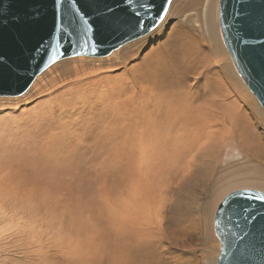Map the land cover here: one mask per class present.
Returning a JSON list of instances; mask_svg holds the SVG:
<instances>
[{
    "label": "rangeland",
    "instance_id": "1",
    "mask_svg": "<svg viewBox=\"0 0 264 264\" xmlns=\"http://www.w3.org/2000/svg\"><path fill=\"white\" fill-rule=\"evenodd\" d=\"M206 1L173 0L154 32L107 56L63 58L39 74L24 94L0 96V264H217L221 244L214 216L219 203L241 188L264 192V109L222 41L219 0L215 9L218 49L207 39L202 28ZM185 49L191 57H185ZM177 53L182 55L169 67L167 82L190 102L187 112L195 120L187 127L185 139L199 142L193 143L196 151L192 147L191 155L179 153L171 155L170 162L160 160L163 155H157L146 140L151 127L144 117L153 116L162 94L152 83H134L132 92L116 99L106 95L98 103H64L67 91H75L88 77H107L98 87L111 93L126 85L112 79L127 76L136 64ZM226 62L232 74L226 72ZM54 103L57 106L52 108ZM46 107L50 118L45 119L59 128L41 123L37 113ZM107 116L111 117L109 126L118 119L123 134H133L123 137L116 150L106 141L104 123L97 124ZM237 123L246 126L243 136ZM65 127L80 138L72 164L55 174L36 169L28 153L62 134ZM176 140L163 141L158 149L163 153L177 148L181 139ZM235 148L243 152L241 156L232 155ZM188 163H193L192 168ZM246 173H253L262 183L226 187L230 177L241 178Z\"/></svg>",
    "mask_w": 264,
    "mask_h": 264
},
{
    "label": "water",
    "instance_id": "2",
    "mask_svg": "<svg viewBox=\"0 0 264 264\" xmlns=\"http://www.w3.org/2000/svg\"><path fill=\"white\" fill-rule=\"evenodd\" d=\"M107 2L117 12L127 13V5L122 3V0H107ZM153 2L157 13L161 11L162 6L169 9L171 5L166 4L165 0H153ZM235 3L236 0H219V25L224 45L230 52L238 73L264 109V23H261L264 20V0H242L245 5L242 16L233 15ZM36 9H39L40 17L38 20H33L30 14ZM92 12L93 0H55V3L53 0H0V54L12 61L19 59V49L16 48L14 40L17 36L24 37L31 47L42 39L47 41L50 34L54 33L50 53L58 54L57 61L79 55L107 56L122 45L142 37L135 31H129L121 40L115 37L109 39L99 22H93ZM89 25L93 26V31L87 33L84 41H79V36L83 34L79 30L82 27L88 28ZM62 26L66 27V33L60 31ZM66 35H71L73 42L72 49L67 51L68 41L63 39ZM93 44L98 47L95 53L90 50ZM48 60V63L35 72L32 83L39 74L53 64L51 56ZM0 73L3 76L0 79V96L22 95L21 90L27 82L26 78L18 81L7 68L0 69ZM21 76H24L23 72ZM28 89L24 90L23 94ZM256 196H264V192L254 188L237 189L226 194L217 209L222 203L227 207L229 201H232V207L236 208L249 203L259 207L261 202L252 200ZM217 209L214 227L221 244L217 257V264H220L223 253L229 251L226 247V234L236 231V228L227 221L221 223L223 217H218ZM230 261L231 257H228L224 264H230Z\"/></svg>",
    "mask_w": 264,
    "mask_h": 264
},
{
    "label": "snow or ice",
    "instance_id": "3",
    "mask_svg": "<svg viewBox=\"0 0 264 264\" xmlns=\"http://www.w3.org/2000/svg\"><path fill=\"white\" fill-rule=\"evenodd\" d=\"M122 3L127 5V13L117 12L107 0H93L92 20L99 22L109 39L115 37L121 40L129 31H135L138 36H146L154 32L168 14V8L164 6L159 13L155 12L153 0H122ZM165 3L170 5L171 0H165ZM244 8L242 0H236L233 15L242 16ZM30 15L33 20H38L39 9ZM84 23L88 22L84 21ZM261 23H264V20ZM60 31L66 33L67 29L62 26ZM79 31L83 33L79 36V41H84L87 33L93 31V26L82 27ZM52 39H54V33L50 34L47 41L42 39L29 47L24 37L17 36L14 40L16 48L19 49V59L12 61L0 54V69L7 68L18 81L26 78L27 82L23 85L21 94L31 85L35 72L49 62V56H51V62L57 61L58 54L50 53L53 47ZM63 39L68 41L66 51L72 49V36L66 35ZM90 50L95 53L98 47L93 44ZM21 72L24 76H21ZM2 78L0 73V79ZM40 121L42 124L59 128L54 122L43 117ZM79 140L74 130L65 127L62 129V134L52 136L43 144L36 145L34 151L28 153L30 162L42 172L55 174L61 168H67L72 164L80 150ZM252 200L261 202V205L256 207L253 203H249L236 208L232 207L233 202L229 201L227 207L222 203L217 209L218 217H223L221 223L227 221L236 228V231L226 234V247L229 251L223 253L220 264H224L228 257H231L230 264H264V196H256Z\"/></svg>",
    "mask_w": 264,
    "mask_h": 264
},
{
    "label": "bare ground",
    "instance_id": "4",
    "mask_svg": "<svg viewBox=\"0 0 264 264\" xmlns=\"http://www.w3.org/2000/svg\"><path fill=\"white\" fill-rule=\"evenodd\" d=\"M205 4V3H204ZM216 5H217V0H207L206 1V4H205V6H204V9H203V17H202V28L203 29H205V32H207L206 34H207V36L209 37V38H207V39H210L211 40V43L214 45V46H216L217 48L216 49H218V46L216 45V39H218V35H217V32H216V19H215V9H216ZM218 6V5H217ZM219 27H220V25H219ZM220 33H221V30H220ZM199 35V34H198ZM221 36H222V33H221ZM199 38V37H198ZM200 39V38H199ZM187 41V40H186ZM222 41H223V37H222ZM223 43H224V41H223ZM205 45V44H204ZM192 45H189V48L191 49V48H195V47H191ZM188 48V49H189ZM186 50L185 52L183 51L182 53L185 55L186 53H191L189 50ZM199 50V49H198ZM220 50V49H219ZM192 51H193V49H192ZM182 53L179 55L178 53V55H159V56H157V57H155V58H153V59H145V60H143L142 62H140L139 64H136V66H134V67H132V68H130L129 70H128V74H127V76H125V77H123V78H114V79H112V82L113 83H115V84H117V83H122L123 85L124 84H126V85H124V87L123 86H121V85H119L116 89H114L111 93H109V92H105V91H101L100 90V88L98 87V83H100V82H103L102 80L103 79H105V80H107L108 78L107 77H101V76H92V77H88L89 78V80L88 81H86V82H83V83H81V82H79V84L78 85H76V90L74 91V90H72V89H69L68 91H67V96H69L67 99V101H65L64 103H67V102H69V101H72V102H74V103H77V104H88V103H92L93 101L95 102V103H98L99 102V99H103L102 97H105L106 95L108 96V97H114V99H116V97L118 96V95H124L126 92H128V91H131L132 90V85L134 84V83H136L137 85H138V83H145L144 85H148L149 86V84L150 85H154V87H156V89L157 90H159V91H162V92H160V93H162L161 95H160V100L158 101V105H156L155 107H157L158 106V108L156 109L155 107H154V109H156V111H154V113H152L153 114V116L152 115H150L149 114V116L147 117L146 115H145V117H144V119H146L148 122H149V124H150V127H151V130H150V133L148 134V136L147 137H145V138H147L146 140L147 141H149L150 143H151V145H152V147L155 149V152H156V154L158 155V154H160V155H163L162 157H160V160H161V158L162 159H164V160H169V162L171 161L169 158L171 157V155H177V154H179V153H183V154H188L189 153V155H191L190 153H192L194 150H195V148L193 147L194 145H193V141L191 142V141H188L187 139H185L186 138V134L188 133V131H187V129L189 128L188 126L189 125H191V124H194V120L195 119H193L189 114H188V112H187V107H189L190 106V102L188 101V100H186L185 99V97H183L181 94H179V93H177L176 92V90H173L172 88V86H171V84L170 83H168L167 82V79H168V73H169V71H171V69L170 70H168L169 69V67L171 68V66H172V62H173V60H176L178 57H180L181 55H182ZM125 54H126V52H125ZM172 54V53H171ZM189 55V54H188ZM188 55H185V57L186 56H188ZM190 56V55H189ZM183 57V56H182ZM185 57H183V58H185ZM191 57V56H190ZM195 57V56H194ZM98 58V57H97ZM128 58H130V57H128ZM182 58V59H183ZM198 58H199V56H198ZM122 59V58H121ZM179 59V58H178ZM186 59V58H185ZM181 60V59H180ZM179 60V61H180ZM184 60V59H183ZM186 61V60H185ZM184 61V62H185ZM194 61H195V59H194ZM188 62V61H187ZM196 62V61H195ZM197 63V62H196ZM220 63V62H219ZM227 63V62H226ZM234 64V63H233ZM178 65V64H177ZM224 65V64H223ZM195 66V65H194ZM235 66V65H234ZM184 67H186V65L184 66ZM86 68V67H85ZM224 68H225V70H226V72L227 73H230V74H232L233 72H232V69H231V66H230V64L229 63H227V64H225L224 65ZM81 70V68L80 69H78V72ZM87 70V69H86ZM230 72H229V71ZM177 72V71H176ZM173 77V76H172ZM179 79V78H178ZM111 82V83H112ZM152 83V84H151ZM178 83V82H177ZM175 84V83H174ZM179 84V83H178ZM101 85V84H100ZM102 86V85H101ZM116 86V85H115ZM126 86V87H125ZM224 86V85H223ZM80 87H82L81 89H80ZM138 87V86H137ZM141 87V86H140ZM180 87H181V85H180ZM183 87V86H182ZM146 88H149V87H146ZM134 89V88H133ZM135 89H136V87H135ZM145 89V88H144ZM151 89H152V87H151ZM155 89V88H154ZM174 89H176V88H174ZM180 89V88H179ZM99 90L101 91V92H99ZM141 90V89H140ZM133 91V90H132ZM131 91V92H132ZM134 91H136V90H134ZM144 91V90H143ZM146 91V90H145ZM152 92H153V90H151ZM178 91V90H177ZM207 91V90H206ZM205 91V92H206ZM210 91V90H209ZM228 91V90H227ZM139 92V91H138ZM101 93V94H100ZM135 93V92H134ZM143 93V92H142ZM155 93V92H154ZM158 93V92H157ZM135 94H137V93H135ZM200 94V93H199ZM230 94V93H229ZM126 95V94H125ZM150 95V94H149ZM154 95H156V94H154ZM226 95V94H225ZM116 96V97H115ZM135 97H136V95H135ZM143 97V96H142ZM255 97V96H254ZM118 98V97H117ZM155 98H158L159 99V97H155ZM111 99H113V98H111ZM140 99V98H139ZM142 99V98H141ZM196 99H198V98H196ZM105 100V99H104ZM144 100V99H143ZM152 100V99H151ZM194 100V99H193ZM222 100H224V99H222ZM111 100H109V102H110ZM115 101H117V100H115ZM106 102V100L103 102V103H105ZM193 103H194V101H192ZM196 102V101H195ZM215 102H217L216 100H215ZM111 103H113V102H111ZM225 103V102H224ZM227 103V102H226ZM102 104V103H101ZM115 104V107H117L116 106V103H114ZM119 104V103H118ZM141 104V103H140ZM229 104V103H228ZM231 104H232V102H231ZM98 105H100V104H98ZM111 105V104H110ZM121 105V104H120ZM145 105V104H144ZM155 105V104H154ZM212 105H214V104H212ZM226 105V104H225ZM55 106H57L55 103L54 104H52L51 105V107L52 108H54ZM103 106H105L104 104H103ZM141 106V105H140ZM208 106V105H207ZM220 106V105H219ZM222 106V105H221ZM63 107V106H62ZM112 107V106H111ZM119 107V106H118ZM149 107H152V106H149ZM191 107V106H190ZM215 107H216V105H215ZM214 107V108H215ZM107 108H109V107H107ZM135 108V107H134ZM217 108V107H216ZM222 108V107H221ZM119 109H120V107H119ZM130 109V108H129ZM151 109H153V108H151ZM219 109H220V107H219ZM226 109V108H225ZM227 109H228V107H227ZM107 110H109V109H107ZM112 110V109H111ZM115 110V109H114ZM117 111H118V109H116ZM122 110V109H121ZM120 110V112H122ZM135 110V109H134ZM140 110H141V107H140ZM218 110V109H217ZM104 111H106V109L104 110ZM133 111V110H132ZM210 111H211V109H210ZM229 111V110H228ZM49 112H50V109L48 108V107H46V108H44L43 109V111H41V112H38L37 113V116L38 117H43V118H50V114H49ZM119 112V111H118ZM149 112V111H148ZM153 112V111H152ZM108 113H109V111H108ZM123 113H125V112H123ZM137 113H142V111H137ZM106 114V113H105ZM130 114V113H129ZM132 114H133V112H132ZM227 114H229V116H230V113H227ZM110 115V114H109ZM108 115V116H109ZM107 116V118L105 119V118H102V119H100V120H98L97 122V124H100V123H104V128H105V133L104 134H106L107 135V139H106V141L109 143L110 142V146H112L113 148H115V150L116 149H119L121 146H119V145H121V139H123L124 140V138L123 137H125V138H129L130 136H133V134L132 133H124L123 134V131L118 127V125H117V121H118V119H116L117 121H115V124L111 127V126H109V121H111V120H109V118H111V117H108ZM112 116V115H111ZM116 116V115H115ZM114 116V117H115ZM129 116V115H128ZM141 118V117H140ZM229 118H231V116L229 117ZM112 119H114V118H112ZM124 119V118H123ZM129 119V118H128ZM197 119V118H196ZM126 120V119H125ZM130 120H131V118H130ZM129 120V121H130ZM228 120H231V119H228ZM108 121V122H107ZM219 121V120H218ZM223 121H224V119H223ZM120 122V121H119ZM124 122V121H123ZM141 122H142V120H141ZM213 122V121H212ZM96 123V122H95ZM111 123V122H110ZM135 123V122H134ZM123 124V123H122ZM121 124V125H122ZM198 124V123H197ZM232 124V123H231ZM238 125V127H240L241 128V130H242V136L246 133V126H245V124L243 123V124H240V123H237ZM139 125V124H138ZM147 126V125H146ZM194 126V125H193ZM212 126V125H211ZM210 125H209V127L210 128H213L214 127V125L211 127ZM132 127V126H131ZM188 127V128H187ZM190 129V128H189ZM197 129V128H196ZM126 130H127V128H126ZM125 130V131H126ZM131 130V129H130ZM192 130V129H191ZM97 131V130H96ZM95 131V132H96ZM190 131V130H189ZM194 132H195V128H194V130H193ZM99 132H101V129H100V127H98V132L97 133H99ZM194 132L192 133V137H193V134H194ZM90 133H92V132H90ZM190 133V132H189ZM208 133V132H207ZM206 133V134H207ZM209 133H211V135H212V133L213 132H209ZM132 134V135H131ZM206 134H204V135H206ZM144 135V134H143ZM176 136H178V137H180V145H178V146H176L177 148H171V149H169L167 152H161L159 149H158V146L160 145V143L161 142H163V141H168V142H170L171 143V141L172 140H176ZM207 136V135H206ZM210 136V135H209ZM213 136V135H212ZM247 136H248V134H247ZM204 137V136H203ZM208 137V136H207ZM236 137V136H235ZM237 137H238V135H237ZM240 137V136H239ZM238 137V138H239ZM245 137V136H244ZM131 138V137H130ZM197 138V137H196ZM208 138H211V136L210 137H208ZM208 138H206V140L208 139ZM213 138V137H212ZM237 138V139H238ZM192 139V138H191ZM214 139V138H213ZM236 139V138H235ZM236 139V141L238 142L239 140H237ZM241 139V138H240ZM245 139V138H244ZM179 140H176V141H179ZM202 140V139H201ZM205 140V139H204ZM212 140V139H211ZM230 140V139H229ZM231 141H232V138H231ZM197 142V144L199 143L198 142V140L196 141ZM195 142V143H196ZM202 142V141H201ZM215 142H216V140H215ZM240 142V141H239ZM176 143V142H175ZM174 143V144H175ZM188 143H190V144H188ZM194 143V144H195ZM236 143V142H235ZM243 143L245 144V145H247L248 146V148L250 149L252 146H251V143L249 144V143H246V141L245 140H243ZM148 144V143H147ZM167 144V143H166ZM177 144H179V143H177ZM201 144V143H200ZM210 144V143H209ZM212 144V143H211ZM172 145V144H171ZM193 145V146H192ZM218 145V144H217ZM220 145V144H219ZM224 145H225V143H224ZM230 145H231V143H230ZM239 145H240V143H239ZM249 145H250V147H249ZM173 146V145H172ZM213 146V148H214V145H211V147ZM233 146V144L231 145V147ZM150 147V146H149ZM191 147V148H190ZM194 148V150H193V148ZM215 147H216V145H215ZM221 147V146H220ZM223 147V146H222ZM221 147V148H222ZM239 147V146H238ZM240 147L242 148V146L240 145ZM190 149H192V152H189V150ZM218 149V147L216 148V149H214V150H217ZM249 149H247V150H249ZM200 150H202V148H200ZM204 150V149H203ZM207 150H208V148H207ZM207 150H206V152H207ZM213 150V151H214ZM219 150V149H218ZM196 151V150H195ZM194 151V152H195ZM209 151H211V150H209ZM220 151H221V149H220ZM241 151H243V150H241ZM218 151H216V153H217ZM248 152V151H247ZM253 152H256L257 153V150H255L254 151V149H253ZM100 153V152H99ZM199 153V152H198ZM208 153V152H207ZM215 153V154H216ZM243 153V152H242ZM242 153L240 152V151H238L236 148H235V151H234V153L232 154V155H234V156H241L242 155ZM255 153V154H256ZM180 154V155H181ZM209 154V153H208ZM212 154V153H211ZM214 154V153H213ZM212 154V155H213ZM218 154V153H217ZM249 152H248V154H247V156H249ZM194 155V154H193ZM210 155V154H209ZM151 156V155H150ZM179 156V155H178ZM255 156V155H254ZM159 157V156H158ZM176 157V156H175ZM195 157V156H194ZM243 157V156H242ZM181 158V157H180ZM185 158H187L186 156H185ZM189 158V157H188ZM245 158V157H244ZM253 158V157H252ZM255 158V157H254ZM157 159V158H156ZM172 160H173V158H171ZM179 159V158H178ZM177 160V159H176ZM180 160V159H179ZM181 160H183V159H181ZM187 160V159H186ZM165 161V162H166ZM185 160H183V162H184ZM191 161V160H190ZM158 162V161H157ZM172 162H174V161H172ZM171 162V163H172ZM179 162V161H178ZM187 162V161H186ZM149 163H151L150 161H149ZM190 163V162H189ZM188 163V164H189ZM193 164V163H192ZM190 165L191 166V168H192V166L193 165ZM207 164V163H206ZM156 165V164H155ZM154 165V166H155ZM157 165H160V164H158L157 163ZM156 165V167L158 168V166ZM186 165V164H185ZM195 166V165H194ZM161 167V166H160ZM187 169H190V168H188L187 167ZM194 169V168H193ZM200 169H202V168H200ZM192 170V169H191ZM187 171V170H186ZM185 171V172H186ZM205 171V170H204ZM191 172V171H190ZM198 172V171H197ZM196 172V173H197ZM162 173V172H161ZM172 173H175V172H173L172 171ZM208 173H209V171H208ZM175 175V174H174ZM201 175V174H200ZM199 175V176H200ZM172 177V176H171ZM203 178V177H202ZM199 179V178H198ZM252 182H256V183H262V181H261V179L260 178H257L253 173H249V175L246 173V175L244 176V177H241V178H231L230 177V179H229V181L227 182V184H226V187H228V188H231V187H234V186H236V185H239V184H246V183H252ZM186 183V182H185ZM189 183V182H188ZM196 183V182H195ZM193 184V183H192ZM197 184V183H196ZM181 185V184H180ZM182 186H183V184H182ZM198 188V187H197ZM188 190V189H187ZM179 218V217H178ZM176 220V219H175ZM209 264H210V262H209Z\"/></svg>",
    "mask_w": 264,
    "mask_h": 264
}]
</instances>
